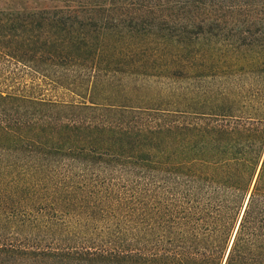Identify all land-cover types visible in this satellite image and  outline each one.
<instances>
[{
  "label": "trees",
  "instance_id": "1",
  "mask_svg": "<svg viewBox=\"0 0 264 264\" xmlns=\"http://www.w3.org/2000/svg\"><path fill=\"white\" fill-rule=\"evenodd\" d=\"M7 0L0 264H264V0Z\"/></svg>",
  "mask_w": 264,
  "mask_h": 264
},
{
  "label": "rangeland",
  "instance_id": "2",
  "mask_svg": "<svg viewBox=\"0 0 264 264\" xmlns=\"http://www.w3.org/2000/svg\"><path fill=\"white\" fill-rule=\"evenodd\" d=\"M6 1H7V0H0V8H2V7L5 6V2H6ZM26 5H27V7H28V6H31V0H30V1H27Z\"/></svg>",
  "mask_w": 264,
  "mask_h": 264
}]
</instances>
